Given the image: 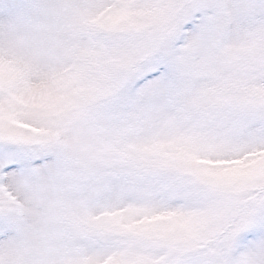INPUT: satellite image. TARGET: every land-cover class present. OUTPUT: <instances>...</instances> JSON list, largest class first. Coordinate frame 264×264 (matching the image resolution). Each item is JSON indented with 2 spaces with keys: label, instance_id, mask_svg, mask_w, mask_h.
Here are the masks:
<instances>
[{
  "label": "snow or ice",
  "instance_id": "obj_1",
  "mask_svg": "<svg viewBox=\"0 0 264 264\" xmlns=\"http://www.w3.org/2000/svg\"><path fill=\"white\" fill-rule=\"evenodd\" d=\"M0 264H264V0H0Z\"/></svg>",
  "mask_w": 264,
  "mask_h": 264
}]
</instances>
